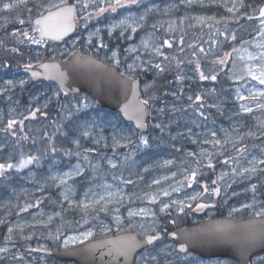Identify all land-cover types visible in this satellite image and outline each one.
Returning a JSON list of instances; mask_svg holds the SVG:
<instances>
[{"label":"rangeland","instance_id":"374dc122","mask_svg":"<svg viewBox=\"0 0 264 264\" xmlns=\"http://www.w3.org/2000/svg\"><path fill=\"white\" fill-rule=\"evenodd\" d=\"M257 1L137 0L130 3L120 0L123 6L112 11L116 0H0V23L8 22V15H15L20 17V23L26 24L19 35H13L17 29L0 31V51L9 50L12 42H24L33 33L34 41L39 43L31 44V63L43 56L63 59L77 50L82 55L93 54L104 62L116 64L122 74L140 80L163 48L159 24L163 25V36L167 37L170 25H175L180 16L222 11L223 15L236 17L235 23L225 26L227 42L223 48L219 47L221 54L217 59L220 62L234 58V71L229 75L233 88L225 96V102L219 99L224 104L225 116L212 121H207L204 110L206 120L188 105H182L184 115L179 117L180 122L168 124L163 119L159 123V117H152L150 129L139 132L119 114L99 108L84 93H64L56 84L35 81L20 69L5 73L0 63V124L4 127L0 131V164L18 165L22 159L35 158L23 168L0 171V178H4V184L0 185V225L14 213L6 221L5 233L10 240L0 244V259L3 257L12 263L0 264H74L56 263L21 247H69L98 233L106 235L127 229H138L144 236L161 231L171 216L178 225L186 216L194 221L212 217L220 203L234 196L237 203L229 208L231 213L255 214L261 208L264 211L258 198L238 202L242 199L239 194L256 189L252 179L264 178V132L262 143L256 139L250 144L243 142L245 145L235 150L230 163L215 161L208 146L223 140L231 148L241 143L248 122L253 121V126L264 130V84L253 78L264 72V26L261 24L264 18H249L258 9ZM67 2L76 5L81 28L60 42L38 39V27L32 23L34 16ZM5 3L13 7L4 9ZM102 8L105 11L101 12ZM243 8L248 10L245 17L240 16ZM165 22L168 24L164 25ZM157 48L159 52L154 51ZM169 96L161 100V106H153L160 107L157 112L162 109L173 112L178 108L177 100L173 99L176 95L171 92ZM50 105L52 111L48 109ZM169 134L173 138L166 145L164 140ZM91 154L98 155L104 164H98L96 158L89 157ZM183 157L195 161L180 166ZM91 158L98 165L97 177L78 190L73 181L85 171ZM200 158H204L205 164ZM136 175L142 176L140 180ZM191 180L218 182H204L206 188L212 189L204 193L203 186ZM53 190H60L63 205L52 211L42 202L43 192ZM223 190L226 193L220 194ZM164 205L168 207L161 211ZM64 207L79 210L80 222L62 220ZM89 232L91 235L85 238ZM175 251L171 241L164 238L141 253L135 264H170L179 258Z\"/></svg>","mask_w":264,"mask_h":264},{"label":"water","instance_id":"95a60500","mask_svg":"<svg viewBox=\"0 0 264 264\" xmlns=\"http://www.w3.org/2000/svg\"><path fill=\"white\" fill-rule=\"evenodd\" d=\"M261 8H264V1L250 18H264L260 15ZM68 9L72 11L68 12ZM32 23L38 27L39 39L54 42L68 39L80 29L76 5L71 2L36 15ZM26 65H31V68ZM21 68L33 80L52 82L64 92L88 94L100 108L118 113L137 131L147 129L150 104L141 103L144 101L141 81L122 74L116 64L106 63L93 54L82 55L75 50L64 59L44 56ZM33 73L38 75L33 76ZM150 236L157 238L149 244L146 241ZM167 236L179 252L193 251L204 257L227 256L241 260L240 264H248L252 255L264 250V214L243 219L227 216L205 218L194 224L178 226ZM162 237L161 233L141 237L138 230H126L67 248L30 245L26 249L74 264H134L138 252Z\"/></svg>","mask_w":264,"mask_h":264},{"label":"trees","instance_id":"16d2710c","mask_svg":"<svg viewBox=\"0 0 264 264\" xmlns=\"http://www.w3.org/2000/svg\"><path fill=\"white\" fill-rule=\"evenodd\" d=\"M262 1L263 0H258L257 3L260 5ZM243 11L244 12L240 13L242 14L240 16L245 17L248 10L243 8ZM235 20L236 17L234 15H228L226 13L223 15L222 11L218 13H195L189 17L180 16V20L175 25L169 24L171 28L168 30L167 37L163 36V25H158V27H160V30H158L159 34H162L160 40L163 44V48L149 64V67L144 70L143 77L141 78L143 98H146L152 106H150L148 114V127L146 131L151 127L152 117H159V123H161L163 119L165 123L168 124L180 122L181 119L179 117L184 115V112H182L180 108L182 105H188L192 112L202 114L200 116H203L205 120V115L208 114L206 115L208 117L207 121H212V118H223V115L225 116L224 104H220L219 99L225 102V96L228 94L229 90L233 88L232 82L229 83V75L234 71V68L232 69V59L234 60V58L221 59L220 62H218L217 59L221 54L219 47L223 48L227 42L224 34L225 26L227 23H235ZM27 22L30 24L29 20ZM6 24H8V27ZM166 24H168V22L164 23V25ZM24 25L26 24L20 23V17L8 15V22L0 23V31L4 32L8 28L17 29L13 32V35H19L22 33L21 27ZM238 39L244 40L243 37H239ZM34 40L35 36L33 33H29L25 37L24 42H12L10 43L12 46L9 45V50H1V71L12 74L16 69H20V65L31 63L30 48ZM164 41H168V44H165ZM219 63H222V65ZM155 65H160V68H156ZM201 74L206 78L201 79ZM213 76L216 77L215 80L212 79ZM171 92L176 95L173 96V99L177 100L178 108L173 112L165 109H162L160 113L157 112L160 107L154 109L153 106H161V100L164 98H171L169 96ZM197 96L200 97L199 100H197ZM48 109L52 111V105H50ZM203 110L206 114L203 113ZM252 122H248L243 130L246 135L244 137L241 136L242 144L239 142L231 148L230 144L223 140L208 145L215 157V161L219 162L221 160L220 162L230 163L231 157L236 153L235 150L245 145L244 143L250 144L253 139L262 143L261 135L264 130L261 127L253 126L254 123ZM3 129L4 127L0 124V131H3ZM165 130L170 131L171 129L167 128ZM170 138H173V136H170V134L169 136L166 135L164 140L166 145L169 143ZM98 152L101 153V150L98 149ZM89 157L96 158L98 164H104L98 155L91 154ZM200 159L202 160L201 163L205 164L204 158ZM193 161H195L193 158L183 157L180 158L179 165L183 166L187 162ZM87 163L85 171L73 181L78 190H81L84 184H90V182L95 181L97 177L96 169L98 165L93 163L92 158L88 160ZM201 171L208 172L212 170L201 169ZM141 177L140 175L137 176L138 179ZM3 179L4 178H0V185L4 184ZM7 179L9 178L7 177ZM59 192L60 190L43 192L44 198L42 204L46 209H51L52 211L59 210L58 206L63 205ZM33 197L37 198L38 196L34 195ZM64 208L66 211L64 212V217L61 218L62 220L69 219L72 222H80L79 219L81 216L79 210ZM217 212H221V209L218 208ZM11 214L12 215L6 218V221L14 217V213ZM16 217H19V215ZM182 220V223L185 224L195 222L193 218L187 216L186 218L183 217ZM6 221L0 225L2 226L0 227V244L7 243L10 240V236L5 233V229L8 226ZM166 221L168 222L166 227L169 229L178 225L175 223L176 219L172 216ZM100 234L101 233H98L97 236ZM13 238L15 239L16 237ZM50 247L59 246L52 245ZM21 249L25 250L24 246H22ZM0 262L12 263L3 257L0 259Z\"/></svg>","mask_w":264,"mask_h":264},{"label":"flooded vegetation","instance_id":"af4514ba","mask_svg":"<svg viewBox=\"0 0 264 264\" xmlns=\"http://www.w3.org/2000/svg\"><path fill=\"white\" fill-rule=\"evenodd\" d=\"M252 180H253L252 182L256 186V189L252 190V191H248V192L245 190L247 193L245 192V193L239 194L242 196V199L238 202L241 203V202H245L247 200H250L251 198H258L260 200V204L262 207V205L264 206V178L252 179ZM191 181L192 182H199L200 185L203 186V188H201V192H204V193L212 192L211 188H206V186L203 185L204 182H209V183H217L218 182V181H210V180H191ZM236 191H238V190H236ZM231 192H234V191H231ZM224 193H226L225 190L220 192V194H224ZM244 197H247V198H244ZM236 199L237 198H235V196H234V198H230L228 200V202L220 203L221 212L218 213L216 211L212 217H214L216 215H224V216H230V217H236V218H245V217H250V216H254V215L264 214V211H262V208H261L260 213H255V214H248L247 212H241L238 214L231 213L229 211V208L231 206H234L237 203ZM203 218H211V217H203ZM203 218H201V219H203ZM191 223H194V222H191ZM191 223H187V224H191ZM181 224H185V223H181ZM171 229H173V228L169 229L166 226H165V228H162V230L159 231L160 233L163 234V237L160 240H162L164 238L169 240L167 234ZM160 240L156 241L155 243H153L149 247L144 248L142 251L138 252V254L136 255V260H137V257L141 253H143V252H145V250L151 248L153 245H155ZM172 245H173L174 249L176 250L175 245L173 243H172ZM175 253L178 254L179 258L172 260L170 262V264H240L241 263V260L236 259V258H232V257H227V256L204 257V256L197 255L193 251L178 252L177 250L175 251ZM186 256H189V258H186ZM262 256H264V250L252 255L248 259V264H264V259H262ZM51 260L56 262V263H60L59 261H56V259L52 258ZM136 260H135V263H136Z\"/></svg>","mask_w":264,"mask_h":264},{"label":"snow or ice","instance_id":"6c2138e0","mask_svg":"<svg viewBox=\"0 0 264 264\" xmlns=\"http://www.w3.org/2000/svg\"><path fill=\"white\" fill-rule=\"evenodd\" d=\"M129 2H130V3H136L137 0H129ZM122 6H123V5H121L120 0H116V4H115V6H112V11H116V8H118V7H122ZM3 7H4V9H10V8L13 7V5L5 3V4L3 5ZM67 11H68V12H71L72 10H71V9H68ZM100 11L103 12V11H105V9L102 8ZM230 11H231V9H230ZM260 15H261V17H264V8H261V9H260ZM21 23H23V21H21ZM121 23H123V21H121ZM261 24H262V26H264V20L261 21ZM133 31H135V29H133ZM24 35H27V34L25 33ZM33 43H39V41H33ZM144 43L146 44L147 42L145 41ZM164 43H165V44H168V41H164ZM154 51L159 52V49H158V48H157V49H154ZM26 67H27V68H31V65H26ZM45 67H47V66H45ZM129 67H131V65H130ZM155 67H156V68H160V65H155ZM35 75H38V74H37V73H33V76H35ZM205 78H206V77H204L203 74H201V79H205ZM253 78H254V79H258L259 82H260L261 84H264V72H261V74H260L259 76H253ZM212 79L215 80L216 77L213 76ZM21 83H23V82H21ZM199 99H200V97L197 96V100H199ZM141 103H142V105H147V104H148V101H147V100H144V101H142ZM244 110H245V111H249V109H247V108H245ZM33 115H35V113H33ZM11 123H15V122H14V121H13V122H10L9 127H11ZM142 126H143V125H142ZM143 142L146 143V141H143ZM34 159H35L34 157H28L26 160H25V159H22V160L19 162L18 165H13V164H7V165H4V164H0V171H2V170L5 169V168H9V169H10V168H14V167L17 168V169H19V168H23L26 164L32 163ZM77 174H78V173H77ZM68 175H70V174H69V173H65V176H68ZM195 176H196V173H195V171H194V172L192 173V177L195 178ZM167 207H168V205H164V207L161 209V211H164ZM130 214H131V213H130ZM90 235H91L90 232H89V233H86V234H85V238H87V236H90ZM156 238H157V237H155V236H150V237H148L146 243H149V244H150V243H152V241L155 240ZM73 242H74V241H73ZM181 249L183 250V246H181Z\"/></svg>","mask_w":264,"mask_h":264}]
</instances>
